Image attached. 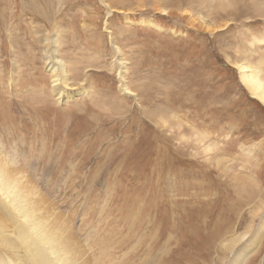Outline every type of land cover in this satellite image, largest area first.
<instances>
[{"label":"rangeland","instance_id":"obj_1","mask_svg":"<svg viewBox=\"0 0 264 264\" xmlns=\"http://www.w3.org/2000/svg\"><path fill=\"white\" fill-rule=\"evenodd\" d=\"M0 22V147L73 264H264V106L232 63L264 60V0H0Z\"/></svg>","mask_w":264,"mask_h":264},{"label":"bare ground","instance_id":"obj_2","mask_svg":"<svg viewBox=\"0 0 264 264\" xmlns=\"http://www.w3.org/2000/svg\"><path fill=\"white\" fill-rule=\"evenodd\" d=\"M160 10L163 13H167L166 9H160ZM210 29L211 28L208 26L207 30ZM263 40H264V36L253 37V41L255 42H262ZM250 43L252 44V42ZM50 57L51 56H49V58ZM51 58L49 59V63H48L49 65L48 72L50 73L51 75L50 78L52 79V85H51L52 93L59 95V98L65 97L67 96L66 94L67 91L65 92L63 88L64 89L67 88V86L69 85L68 83L69 80L64 70V65L55 62L53 60L54 59L53 57ZM243 61L244 62L241 61L232 62L237 68L240 82L247 90V92L252 97L258 99V101H260L261 104L264 106V69H263L264 60H259L257 63H251V62L247 63V60H243ZM62 74H64L63 79H62ZM56 115L58 116V114ZM47 116L48 115H45V118L49 119ZM42 118L45 119L44 117ZM35 121L37 122V120ZM19 134L20 132H16V136H14V138L17 137ZM24 137L25 135L22 134L21 138L23 139ZM17 140L19 141V139ZM7 144L1 141V147H0V247L6 249L7 254L10 256L3 260H1L0 257V264H73L74 256H78V255L75 253H70L67 249L66 242L60 236H58L60 234V230L55 229L58 226V224L54 223L53 225H49L44 218L35 215L34 213L35 204L33 201L30 200L29 195L27 193L30 191V189H27L26 191L22 187L23 183L20 182V180L23 179L25 180L30 179L31 181L32 176L28 173V171L25 168L19 167L16 164L14 158H12L13 162L11 161L10 157H17V156L10 155L11 151L9 152V150H6ZM28 147H32L31 143H29ZM42 147H44V145ZM45 149L46 148H44V150ZM33 166H35V164H33ZM262 224L263 223L257 225L251 240L248 239L249 241L247 244L243 243L241 247L238 246V250L236 251L237 253L236 256L240 254L242 256H245L247 254L254 252V249L250 247L256 240L260 230H262ZM236 238L233 239L232 241L231 239H229L230 241L227 242L226 245H230L229 247H231V245L235 244V241L237 242ZM238 239H240V236ZM236 248L237 246L235 247V249ZM241 261L243 262V259H241ZM237 262L238 260L237 258H235V260L234 261L232 260L230 264H236Z\"/></svg>","mask_w":264,"mask_h":264}]
</instances>
